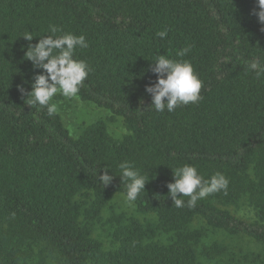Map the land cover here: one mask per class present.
<instances>
[{
  "label": "trees",
  "instance_id": "16d2710c",
  "mask_svg": "<svg viewBox=\"0 0 264 264\" xmlns=\"http://www.w3.org/2000/svg\"><path fill=\"white\" fill-rule=\"evenodd\" d=\"M257 9L256 0H0V264H199L200 256L225 252L215 240L203 245L209 230L264 245V72L257 75L264 25ZM164 29L161 39L156 33ZM29 32L31 41L23 37ZM63 33L85 36L88 47L75 58L91 71L77 96L106 109L109 120L120 117L127 130L120 139L103 119L73 137L58 112L27 104L43 70L25 51L41 36ZM161 54L191 63L202 82L198 102L171 113L149 107L145 86L155 82L151 60ZM124 161L147 180L131 203L154 219L111 214L115 247L106 250L94 231L112 198L126 197ZM184 164L204 179L222 173L227 193L191 208L180 197L184 206L175 207L167 184ZM105 167L113 179L103 186L97 177ZM241 201L254 220L230 210ZM160 233L166 242L156 239Z\"/></svg>",
  "mask_w": 264,
  "mask_h": 264
},
{
  "label": "clouds",
  "instance_id": "9594fccd",
  "mask_svg": "<svg viewBox=\"0 0 264 264\" xmlns=\"http://www.w3.org/2000/svg\"><path fill=\"white\" fill-rule=\"evenodd\" d=\"M256 3L258 9L254 10V15L264 25V0H256ZM49 31L54 34L58 29L52 26ZM156 35L164 39L167 29L157 32ZM33 36L30 32L23 35L28 41H31ZM87 47L84 35L72 33L41 36L35 45L29 44L24 53L25 58L32 62L34 68L43 71L34 75L30 91L25 93L23 87L19 89L21 93L26 94V98L30 97L27 104L46 107L47 114L53 116L58 112L57 104L51 102L54 96L59 94L65 98L75 97L91 71L85 60L75 58V52L77 48ZM187 51L188 49H182L177 56L183 57ZM151 61V71L156 75V80L145 86V91L151 96L149 107L157 112L163 113L167 110L171 113L179 105L196 103L201 99L202 82L188 60L173 59L161 54ZM250 68L257 70L258 64L253 62ZM262 72L264 69L258 70L257 75H261ZM118 167L120 179L126 189V201L134 202L140 192L145 190L147 180L131 162H121ZM107 169L105 167L98 177L96 170V177L103 186L108 185L113 179ZM228 183V179L220 172L204 179L198 174L195 166L184 164L173 170V181L167 184V188L175 207H183L184 201L180 197H188L187 206L191 208L195 206L197 200L208 195L220 191L226 194Z\"/></svg>",
  "mask_w": 264,
  "mask_h": 264
},
{
  "label": "rangeland",
  "instance_id": "374dc122",
  "mask_svg": "<svg viewBox=\"0 0 264 264\" xmlns=\"http://www.w3.org/2000/svg\"><path fill=\"white\" fill-rule=\"evenodd\" d=\"M58 106V113L62 116L64 126L69 131L70 135L77 137L83 127L97 120L103 119L106 121L108 133L120 139L127 133L126 127L120 117L109 120L110 113L106 109L101 108L93 103L84 102L76 95L73 98H65L59 94L54 96L52 101ZM230 210L236 215L248 219H255V211L245 201H241L236 205H231ZM113 213H125L132 215L144 222L145 219L154 218L148 214H142L136 211L131 202L126 201V197L122 194H116L111 202H109L102 211V220L95 227L94 235L103 241L104 249H113L115 243L108 236L110 224L106 223L107 218ZM166 234H158L156 239L161 242L167 241ZM214 240L225 247V252L220 256L207 260L203 256L199 257V264H264V245L258 243L248 237L232 236L224 232H216L209 230L203 238V245L208 246Z\"/></svg>",
  "mask_w": 264,
  "mask_h": 264
}]
</instances>
